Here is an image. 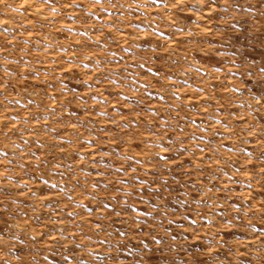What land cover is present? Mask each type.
Returning <instances> with one entry per match:
<instances>
[{
    "label": "rangeland",
    "instance_id": "obj_1",
    "mask_svg": "<svg viewBox=\"0 0 264 264\" xmlns=\"http://www.w3.org/2000/svg\"><path fill=\"white\" fill-rule=\"evenodd\" d=\"M166 2L0 0V264H264V0Z\"/></svg>",
    "mask_w": 264,
    "mask_h": 264
},
{
    "label": "snow or ice",
    "instance_id": "obj_2",
    "mask_svg": "<svg viewBox=\"0 0 264 264\" xmlns=\"http://www.w3.org/2000/svg\"><path fill=\"white\" fill-rule=\"evenodd\" d=\"M94 2L97 3V4H99L101 2V0H94ZM157 2L158 3L159 2H162V0H157ZM183 2H184V0H175V3L173 4V7H180L183 4ZM215 2H216V0H200L201 5L208 4L209 6H211L213 8H214V5H215ZM25 3H27V0H25ZM40 3L42 5H47L49 8H51V0H40ZM75 6H76L75 0H73V3L66 5V7H75ZM163 6L165 8L168 7V4H167L166 0H163ZM23 7H24V5H21V8H23ZM189 7L192 8L194 6L189 5ZM51 10L53 12L56 11L55 8H51ZM37 11H41V9L38 8ZM161 35H163V33H161ZM126 51H127V49H126ZM69 63L71 64V63H73V61L72 60H69ZM83 67L88 68L89 65L88 64H84ZM261 71L264 72V68H262ZM85 83H87V82H85ZM65 90H67L66 86H65ZM52 99H55V97H52ZM93 99H96V97H93ZM259 99H261V98H257V102H259ZM103 114L104 115H107L106 112L103 113ZM14 119H19V118L16 117ZM217 123H220V121H217ZM185 151H187V149H185ZM231 151H235V149H231ZM161 159H164V157H161ZM249 187H250V185H249ZM106 207H107V205H106ZM70 215H71V213H70ZM117 215H119V213H117ZM53 239H55V238H53ZM4 264H8V262L5 261Z\"/></svg>",
    "mask_w": 264,
    "mask_h": 264
}]
</instances>
